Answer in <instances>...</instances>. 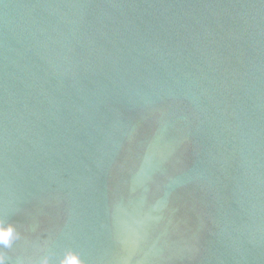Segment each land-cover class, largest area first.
<instances>
[{
	"label": "water",
	"instance_id": "1",
	"mask_svg": "<svg viewBox=\"0 0 264 264\" xmlns=\"http://www.w3.org/2000/svg\"><path fill=\"white\" fill-rule=\"evenodd\" d=\"M4 264H264V0H0Z\"/></svg>",
	"mask_w": 264,
	"mask_h": 264
},
{
	"label": "clouds",
	"instance_id": "2",
	"mask_svg": "<svg viewBox=\"0 0 264 264\" xmlns=\"http://www.w3.org/2000/svg\"><path fill=\"white\" fill-rule=\"evenodd\" d=\"M11 232V228H9L8 232L0 231V244H3L5 247H10L12 241L20 238L19 235L11 236ZM0 264H4V259L2 256H0ZM40 264H47V259H42Z\"/></svg>",
	"mask_w": 264,
	"mask_h": 264
}]
</instances>
